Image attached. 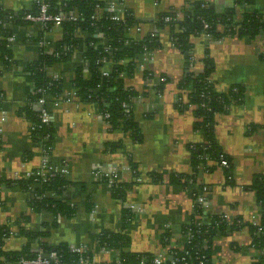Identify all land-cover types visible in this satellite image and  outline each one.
Returning <instances> with one entry per match:
<instances>
[{"label":"crops","instance_id":"1","mask_svg":"<svg viewBox=\"0 0 264 264\" xmlns=\"http://www.w3.org/2000/svg\"><path fill=\"white\" fill-rule=\"evenodd\" d=\"M38 1L0 0V8L30 11ZM100 1L118 2L123 12L133 13L144 32L133 35L134 39L158 30L159 48L153 59L145 61V56L139 57L134 72L126 76V87L137 94L133 112L141 141L121 129H113L100 118L96 105L81 102L78 97L71 101L64 98L74 89L77 69L83 67L86 71L88 67L84 50H77L68 62L53 64L48 76L63 80L64 93L58 99L47 96L46 107L54 128L51 161L68 168L66 179L71 186L65 189L62 199L75 207L76 213L65 218L32 210L29 202L34 195L6 184L25 180L27 174L39 169L42 160V145L33 140V124L26 113L27 109L39 112L41 106L30 102L34 85L25 70L42 52L52 55L63 38V28L45 32L38 24L11 25V60L7 63L0 54V227L7 226L12 233L4 250L20 252L30 247L32 253L38 254L43 243L52 247L67 245L86 249L85 264H116L119 252L102 248L99 238L122 231L124 210L133 214L124 230L131 240V252L155 256L179 249L185 244V229L194 221L193 191L206 187L207 217L224 216L230 224L241 219L245 224L214 238L212 263H259L264 250L253 246L251 225L260 221L261 207L250 187L257 176L264 175V35L231 36L221 41L191 38L195 62L190 71L202 72L205 59L211 58L215 64L211 78L215 90L227 93L239 87L242 101L232 102L227 112L215 120L217 142L233 165L232 179L228 181L221 168L207 172L199 167L191 185L186 179L173 184L175 175H195L192 148L203 142V136L194 128L192 91L189 87L179 88L188 72L186 57L173 45L170 28L159 29L156 24L164 13L176 12L182 19V11L191 3ZM193 1H206L218 13L232 9L239 20L245 12L257 11L264 16V0L243 7L235 6V0ZM178 100L183 109H179ZM109 144L121 146L112 152ZM111 169L117 172V183L134 184L123 200L113 197L112 186L105 180L104 173ZM154 174L163 180L153 182ZM21 230L45 236L30 239Z\"/></svg>","mask_w":264,"mask_h":264},{"label":"trees","instance_id":"2","mask_svg":"<svg viewBox=\"0 0 264 264\" xmlns=\"http://www.w3.org/2000/svg\"><path fill=\"white\" fill-rule=\"evenodd\" d=\"M50 6L53 14H68L76 11L79 20L76 22L63 23V38L56 44L57 55L41 53L39 59L30 63L26 68L28 80L34 85V91L30 94V102H38L42 98L51 96L55 99L60 98L64 93V83L62 79L55 80L48 76V68L58 62H68L72 54L63 55L64 46H72L74 50H84L83 57L87 62V69L79 67L73 81V88L76 96L81 102L96 105L99 112L108 113L107 122L113 129H121L125 133H130L133 138L141 141L139 125L135 120L133 112V102L137 97L136 92L126 87V76L131 75L138 63V59L147 52H154L159 48L158 38L152 39L150 36L141 41L130 40L126 34L130 28L138 25L131 11H126L124 21L116 23L111 21V13L103 12L97 20L92 17L96 14V6L105 7L106 4L100 0H44ZM191 3L190 8L182 11V19H178L170 25L171 39L178 49H180L187 60V75L179 84L180 90L188 87L191 89V106L195 107V130L201 132L203 142L192 148V161L195 168V175L185 177L175 175L172 177L173 184H180L183 179L188 180L191 185L196 177V172L201 165L207 172L214 171L220 164L226 162L229 167L223 171L227 180L232 179L233 165L229 157L217 142L215 135V120L217 115L226 113L232 102L242 101V91L239 87H233L227 93H219L211 81L215 72V64L211 58L205 59L204 70L200 73L190 71L191 56L193 45L190 40L192 37H201L203 34L211 35L213 41H221L226 37L240 36L255 38L259 34L264 35V16L257 11L253 13L245 12L239 20L235 17V11L230 9L225 13H218L212 5L206 1L187 0ZM255 0H235V6L253 5ZM39 5L36 3L30 11L13 12L0 8V54L7 63L11 60L9 49V38L13 36V31L6 28L3 24L19 26L29 24L24 20L27 14H36ZM176 12L162 14L156 26L164 28V19L167 16L175 17ZM12 16V19L10 17ZM205 24L208 28L205 29ZM103 33L105 39H99L97 34ZM129 40V44L125 42ZM208 56V55H207ZM105 61V62H103ZM108 71V76L103 75V71ZM89 75L87 77L86 73ZM127 107H124V105ZM179 109H183L179 102ZM184 107H186L184 105ZM29 119L33 124L32 138L34 141L44 142L46 147H52L54 140V128L52 122L44 124L41 119V112L26 110ZM121 145L109 144L110 151H115ZM206 159L213 164L208 165ZM137 176V175H136ZM153 182H161L162 176L154 174L151 176ZM188 178V179H187ZM191 180V181H190ZM107 182V180H106ZM9 187H20L26 193L33 194L30 199L31 209L35 212L45 211L56 217L71 218L76 213V208L67 204L62 199L65 189L71 186L65 176L56 175L47 181H42L40 186L33 187L34 179L12 181L6 183ZM134 185V184H133ZM132 184L124 185L116 183L112 186V194L115 199L123 200ZM193 186V185H192ZM193 191V198L196 202L194 207V221L185 231H190L193 235L192 242L185 246V251L189 252L186 257L187 264H197L203 260L204 264H213L211 260V250L214 238L227 230L240 229L245 224L241 219L232 224L228 223L222 216L205 215L204 209L197 203L198 196L202 188ZM250 191L256 194L258 204L261 207V217L257 226L251 225V232L254 235L253 246L258 250H264V175L255 178L250 187ZM201 217L202 220L197 219ZM208 219V221H206ZM133 220L130 210L123 211L122 231L119 233L106 234L99 238L102 248L116 250L119 252V264H141L143 261L152 263L153 255L135 254L130 251L131 240L124 233ZM201 226H198L199 223ZM20 233L27 238L35 239L43 237V234H36L31 231L21 230ZM11 231L7 226L0 227V264L18 263L23 258L34 259L39 253H32L30 247H26L20 252H7L4 246L11 237ZM41 252L49 256L56 252L61 264H76L80 255L73 253L69 246L60 245L58 247L49 246L47 243L41 245ZM184 252H178L174 257L182 258ZM171 256L168 257L166 264H172ZM176 264H185L178 262ZM256 264H264V255L261 261Z\"/></svg>","mask_w":264,"mask_h":264},{"label":"built area","instance_id":"3","mask_svg":"<svg viewBox=\"0 0 264 264\" xmlns=\"http://www.w3.org/2000/svg\"><path fill=\"white\" fill-rule=\"evenodd\" d=\"M38 11L36 14H27L24 17V20L28 23H33V24H38L39 26L42 27V29L45 32H48L50 30H52L54 27H59L60 29H62L63 23L68 21V22H76L79 20V15L76 11H72L68 14H64V13H59V14H53L50 12V6L48 3H46L44 0H40L38 1ZM103 12H108L111 13L112 16L110 17L111 21H114L116 23H120L122 21H124V15L126 12H123V7H120V4L118 2H110L108 4H106L105 7H101L100 5L96 6V14L92 17V20L95 21L97 20V17H100V15ZM10 19H12V16L10 17ZM178 19H180L179 14L176 15L175 17H170L167 16L164 19V23L166 25V27H170V25L173 22H176ZM2 23V22H0ZM6 28H9L11 25L8 23L3 24ZM204 27L205 29L208 28V25L204 23ZM137 34H144L143 32V28L140 25H136L133 26L132 28H130L126 34V37L130 40H135V41H141L144 38L150 36L152 39H156L158 38V30H153L151 32H148L147 34H145L142 38H138V39H134L133 35H137ZM97 38L104 40L105 37L103 35V33H99L96 35ZM203 38L205 39H212L211 35L208 34H203L202 35ZM10 41L13 40V38H9ZM173 45L176 47V45L174 44L173 40H172ZM129 44V40H127L125 42V45ZM63 55H67V54H74L76 53V50H74V47L72 46H64L62 48V52ZM52 54L57 55V49H55V51L52 52ZM153 54L154 52H147L144 56L145 61H151L153 59ZM191 56V66L194 64L195 59L193 57V50L189 53ZM105 62V61H103ZM103 75L104 76H108V71L105 70L103 71ZM55 80L57 79H61L58 77H53ZM162 83L163 81H165L164 79L160 80ZM63 97V95H62ZM77 98L76 96V90L73 89L72 92L68 93L67 95H64V98L67 101H71L72 98ZM63 98V99H64ZM180 100H178L179 102ZM177 102V103H178ZM38 104L41 106L40 108V112H41V119L42 122L44 124H49L52 122L51 116L49 114V110L46 107L47 104V98H42L38 101ZM124 107H127V105L125 104ZM100 118L104 119L105 121H107V119L109 118V114L108 113H100ZM48 140L45 139L43 141H41V145H42V160H41V165L39 167L38 170L27 174L25 179H30L33 178L34 179V184L33 187H38L40 186L42 181H47L50 177H54L56 175H63L66 177L67 173H68V168L66 166H59L54 164L51 161V153H52V147H46L44 145V142H47ZM206 163L212 165L213 163L209 160L206 159ZM200 167H204L203 165H201ZM229 165L226 162H223L222 164H220L218 166V168L224 169V168H228ZM104 177L106 178L105 180H107V183L111 186L115 185L117 183V179H116V175L117 172L113 169L107 171L106 173H104ZM138 182H140L138 180ZM192 183V182H191ZM206 194H207V188H202V190L200 191V195L198 196L197 199V203L204 209L206 207V202H205V198H206ZM196 204V202H195ZM225 220H227L226 217L222 216ZM197 219L202 220V218L199 216L197 217ZM228 222V221H227ZM259 224L258 223H253L254 226H257ZM202 223L200 222L198 224V226H201ZM185 235H186V240H185V244L182 248L179 249H172L170 251H167L166 253H160L154 256V260L152 261V263L148 262V261H143L141 264H166L168 261V257L171 256V260H172V264H176L178 262H184L185 264H187L186 261V257L189 256V252L185 251V246L187 244H190L192 242L193 239V235L190 231H185ZM71 251L73 253L79 254L80 255V259L78 260V262H76V264H85L88 259L86 257V249L82 248V247H76V248H70ZM178 252H184L185 256L182 258H178V257H174L175 255L178 254ZM169 255V256H168ZM120 257V254H119ZM0 261H3L2 258H0ZM19 264H61L60 258L57 255L56 252L51 253L49 256L44 255L43 252H40L39 255L34 258V259H26L23 258L22 260H20L18 262ZM119 259L116 262V264H119ZM197 264H204L203 260H199V262Z\"/></svg>","mask_w":264,"mask_h":264}]
</instances>
